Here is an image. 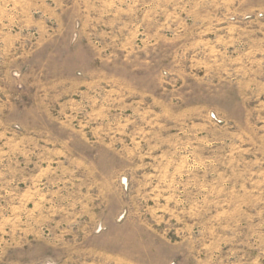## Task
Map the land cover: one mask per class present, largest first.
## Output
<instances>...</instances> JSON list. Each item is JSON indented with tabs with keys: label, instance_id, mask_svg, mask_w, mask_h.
<instances>
[{
	"label": "rangeland",
	"instance_id": "1",
	"mask_svg": "<svg viewBox=\"0 0 264 264\" xmlns=\"http://www.w3.org/2000/svg\"><path fill=\"white\" fill-rule=\"evenodd\" d=\"M0 264H264V0H0Z\"/></svg>",
	"mask_w": 264,
	"mask_h": 264
}]
</instances>
